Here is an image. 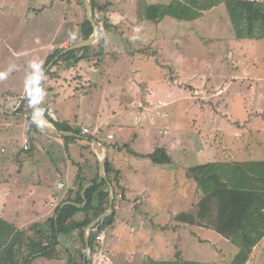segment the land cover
Returning a JSON list of instances; mask_svg holds the SVG:
<instances>
[{
    "label": "rangeland",
    "instance_id": "1",
    "mask_svg": "<svg viewBox=\"0 0 264 264\" xmlns=\"http://www.w3.org/2000/svg\"><path fill=\"white\" fill-rule=\"evenodd\" d=\"M96 1L106 9L97 11L96 22L108 36L103 57L108 67L103 71L101 60V67L94 74L99 80L105 76L104 81L113 88V95L105 100L103 115L111 116V126L103 134L108 143L119 146L121 155L117 158H129L131 163L139 164L140 171L133 174H138L140 184L149 186V192L138 195L133 207L125 204L124 210L119 207L122 201L118 198L116 222L101 233L104 241L93 257L90 252V260L92 264H144L150 260L218 264L225 249L215 244L218 237L198 228L199 221L198 226L190 225L178 221L177 216L182 212L196 216L202 200L197 182L188 176L189 168L220 158L264 160V141L257 136L258 130L264 135V40H237L224 5L194 22L166 17L153 24L141 18L142 7L170 4L172 0ZM82 3L0 0V92L15 85L16 95L35 72L37 67L33 64H39L46 49L66 46L76 36L81 38V26L87 16ZM106 23L112 26L110 30ZM98 52L95 48L91 57ZM59 68L58 63L51 72ZM83 68L85 76L92 69L88 65ZM43 72L40 68L38 76ZM38 76L31 77L32 93ZM83 84L81 92L88 89ZM29 95L22 105L14 96L18 108L15 114L28 119L33 116L29 111L33 95L32 101ZM89 98L82 109L77 100L72 101L75 105L69 104V109L67 105H62V109L71 115H79L81 109V115L86 113L94 119L97 110ZM136 113L144 118L137 126ZM120 122L128 125L120 127ZM110 133L115 135L114 140L109 139ZM126 144L141 154L165 147L172 164L154 165L150 160L137 163L138 157L129 154ZM1 149L8 152H0V158L10 159L7 163L14 165L12 145L0 140ZM55 152L56 158L63 156L55 149L50 157L55 158ZM5 196L1 190L0 202L6 200ZM144 205L146 209L141 212L140 206ZM6 212L13 213L11 209ZM78 234L61 237L58 250L68 248L69 255L61 253L55 260L39 258L33 264H68L69 256L71 264L80 262V254L75 252ZM200 237L211 242L199 241ZM224 256L226 262L230 261L227 253ZM257 261L264 264V253Z\"/></svg>",
    "mask_w": 264,
    "mask_h": 264
},
{
    "label": "trees",
    "instance_id": "2",
    "mask_svg": "<svg viewBox=\"0 0 264 264\" xmlns=\"http://www.w3.org/2000/svg\"><path fill=\"white\" fill-rule=\"evenodd\" d=\"M221 5L227 9L237 40H264V0H172L170 4L143 6L141 18L153 24H159L166 17L178 21L194 22L202 18L206 12ZM91 7L95 19L97 11L106 10L96 0H91ZM105 27L110 30L112 26L106 23ZM81 32L80 39L82 40H88L94 33V28L87 16L81 26ZM80 39H72V45L80 42ZM92 49L93 47H86L63 55L55 65L71 59L79 63L87 58ZM99 49L101 50L99 57L105 56V42L101 43ZM61 52L62 50H58L49 56L45 68ZM81 52L85 55L78 57ZM50 74H52L51 70L48 71V75ZM42 89L43 84L39 90ZM30 99L32 101V93H30ZM29 111L32 114L31 103ZM32 117L29 118L35 127ZM50 120L59 130L71 131L68 125ZM64 138L68 139V137ZM69 139L72 138L69 137ZM125 147L129 148L130 155L150 159L154 165L172 164V158L165 147H157L149 154L131 151L129 145ZM106 173L109 182L114 187V213L92 229L89 242L92 257L97 252L100 234L116 222L118 198L121 197V201L126 200V189L121 185L119 172L115 173L112 170L109 161L106 164ZM188 176L197 182L199 189L203 192V198L198 204L199 210L196 216L183 212L177 216L178 221L197 226L199 221L200 226L213 229L230 239L239 248L230 264H248L254 249L264 239V161L198 165L188 169ZM80 179L81 177L78 176L76 180V184L79 185L77 194L75 193L76 198L72 197L74 193L71 192L69 203L64 207H59L53 218L43 226L34 225L29 231L19 230L0 216V264H33L39 258L55 260L60 257L61 253L69 255L68 248L65 251L58 250L62 245L61 237H65L67 233L72 235L77 232L79 233V246L76 247L75 252L80 254L81 261H77L76 264H92V260H88L86 254L85 234L88 226L109 210L110 191L108 182L104 180L97 178L90 187L85 189L83 182L78 184ZM85 202L84 207L77 206H83ZM69 257L68 264H71V256ZM144 264L202 263L185 260L171 262L150 260Z\"/></svg>",
    "mask_w": 264,
    "mask_h": 264
},
{
    "label": "crops",
    "instance_id": "3",
    "mask_svg": "<svg viewBox=\"0 0 264 264\" xmlns=\"http://www.w3.org/2000/svg\"><path fill=\"white\" fill-rule=\"evenodd\" d=\"M76 37H73L72 39ZM107 39V34H104V40L102 42H105V45L108 41ZM101 43L92 46V51L95 48H98L99 50L96 57H91L89 52L87 58L81 60L79 63H75L73 59L62 61L59 63L60 68L57 69V71L52 72L50 75H48L47 72L45 76H43V73L48 67L45 68V65L49 56L53 55L58 50H62L63 52L68 49L70 44L72 46V42L68 41L66 44L67 47L61 45L57 47L55 46V49L53 47L46 49L38 64V68H36L35 72L30 75L28 80H26L25 85H22L21 88L17 90L16 95L13 94L16 89L15 85L4 87L5 89L2 88L3 91L0 92V140L12 145L13 151H11V154H13L15 161L14 165H10L7 163L10 159L6 160L5 158H0V191L2 190L6 195L4 198L6 200L0 202V216L9 223L15 225L19 230H25L26 228H30L37 224H46L47 221L53 218L59 207H64L69 203L68 199L69 195L71 196L72 194L71 192L74 193L72 194V197L76 198L79 187V185L76 184L78 176L81 177L78 184L83 182L85 184V189L90 187L93 184V181L97 178L101 180L100 166L105 150L100 143L105 144L109 148L107 161L110 162L112 170L115 173L119 172L121 185L126 189V200L122 201V204L120 203L119 207L123 210L125 209V204L133 207V203L138 202L136 201L139 198L138 195H146L149 192V186L147 184L146 186L144 183L140 184V182H138L140 179L138 174H133L137 170L140 171L139 169L141 168H139V164L131 163L129 158H117L119 157V154L121 155L119 146L116 144L112 146L106 141V137L103 134L104 130H106L105 128L111 126V116L104 118L103 115L106 112L105 100L109 99L113 93V88L107 84L108 82L106 83L104 81L105 76H102L99 80V77L94 74L98 72V68L101 67L99 64L101 63V60L102 63H104L103 71L106 72V68L108 67L107 60L103 59L107 52L104 51L105 56L99 57L101 53L99 46ZM84 55L85 54L81 52L78 57ZM87 65L89 67L91 66L92 69L89 71L88 75L86 74L85 76L83 74V67H87ZM53 67L54 66H52L49 71H52ZM40 68H42L44 72L38 76V70ZM35 75L38 76L37 82L39 78L43 76L42 82L40 83V86L43 84V89L39 90L40 86L38 89L39 102L43 112L47 114L46 116L48 118L53 119L59 124L67 125L68 123L70 125L68 127L71 128L70 132L76 134V136H63L51 132L38 126L35 122L34 124L36 126L34 127L31 120L28 119V116L25 115V118V116H21V114H15L18 108H15L16 99L14 96H17L19 105H22V102L24 103L27 99V95H29V92L31 91V77ZM262 80L264 81V79ZM83 83H85L84 87H87L88 89L83 88V92H81L80 88L84 85ZM66 88H68L67 91ZM89 97L93 100V105L96 106L97 110L94 119H91L86 113L81 115V105H85L87 103L86 99ZM95 99L97 102L94 101ZM73 100H77L76 104H79V108H81L79 115H71L62 109V105H67L68 109L69 104L70 106L75 105L72 103ZM54 107H56V109H54ZM80 118H82V120ZM143 119L144 118L141 117L140 113H136L135 125H141ZM127 125L122 122L118 124L120 127ZM84 128L90 129L91 133L88 135L83 134ZM140 128L142 129V127ZM150 129L147 131L149 134L152 133ZM110 135L113 134L110 133L108 136ZM113 136L115 139V135ZM257 136L264 141V135L261 136L259 130L257 131ZM64 137H68V139ZM69 137L72 139H69ZM25 140H28L30 143V150L28 151L23 149ZM55 149L58 150V153L62 152L63 156L61 158H56V152L55 155H53L55 158L50 157L51 152H54ZM4 150L5 149H1L0 152L2 154L8 152H4ZM245 159L246 158L225 160L220 158V160L213 161V163L233 164L236 162L249 163L261 161L259 159L256 160L257 158L249 161H244ZM137 160L145 161L150 159L137 158L136 161ZM150 162L152 163L151 160ZM137 163L139 162L137 161ZM115 173L113 174L114 176ZM200 193V197L203 198V192L201 191ZM8 204L10 205L8 206ZM85 205L86 202L83 206H77L84 207ZM9 209H11L13 213L8 215L6 211ZM144 209H146L145 205L142 207L140 206L141 212L144 211ZM22 211L24 213H22ZM26 212L28 215L25 214ZM198 228L202 231L207 230L209 233L216 235L219 242H215V244L224 246L221 248H225L224 250L226 251L223 250L222 257L218 264L231 263L238 253L239 248L234 245L230 239H227L213 229H208L202 226H199ZM198 240L211 242L209 239H204L202 237ZM225 253L229 256L228 260L230 261L228 262H226L227 259H225L226 256H224ZM263 253L264 239L254 249L250 259V261L253 262L252 264H259L257 258ZM200 263L205 264L203 262Z\"/></svg>",
    "mask_w": 264,
    "mask_h": 264
},
{
    "label": "water",
    "instance_id": "4",
    "mask_svg": "<svg viewBox=\"0 0 264 264\" xmlns=\"http://www.w3.org/2000/svg\"><path fill=\"white\" fill-rule=\"evenodd\" d=\"M83 1H84L85 9H86L87 19L89 20V22L92 24V26L94 28L93 35L88 40H83L81 42H78L77 44L72 45L70 48H68V49L64 50L63 52H61V54L58 55L53 60V62H51L48 65V67L46 68L45 72L43 73V76H45V74L49 71V69L52 66H54V64L63 55H66V54H68L70 52H73V51H76V50H79V49H83V48H86V47H92V46L98 45L104 40V33L101 32L100 27L97 24L96 19L93 16L92 7H91V0H83ZM43 76L39 78V80H38V82H37V84L35 86V89L33 91V120H34V117H35V120L39 122L40 127L45 128V129H47V130H49L51 132H54V133H57V134H61L63 136H76V134H74L72 132L59 130L57 128V126L46 116V114L41 109L40 102H39L38 89H39L40 83L42 82ZM100 145H102V148H104V150H105L104 156H103V158L101 160V166H100L101 181L104 180V181L108 182L109 190H110V208H109V210L107 212L103 213L96 220H94L88 226V228L86 230L85 239H86V244H87L88 260H90L89 242H90V234H91L92 229L97 224H99L102 220L106 219L107 217H110L114 213V207H113V204H114V187L109 182V179H108V176H107V173H106V164H107V160H108V156H109V148L103 143H100Z\"/></svg>",
    "mask_w": 264,
    "mask_h": 264
},
{
    "label": "built area",
    "instance_id": "5",
    "mask_svg": "<svg viewBox=\"0 0 264 264\" xmlns=\"http://www.w3.org/2000/svg\"><path fill=\"white\" fill-rule=\"evenodd\" d=\"M33 81H34V79H33ZM90 133H91V130H90V129H88V128H84V129H83V134L88 135V134H90ZM109 139H114V136H113V135H110V136H109ZM23 149H24L25 151L30 150V143H29L28 140H25V141H24ZM98 239H99V242L104 241V238L101 236V234H100V236H99Z\"/></svg>",
    "mask_w": 264,
    "mask_h": 264
},
{
    "label": "clouds",
    "instance_id": "6",
    "mask_svg": "<svg viewBox=\"0 0 264 264\" xmlns=\"http://www.w3.org/2000/svg\"><path fill=\"white\" fill-rule=\"evenodd\" d=\"M33 67H37L38 68V65L33 64ZM0 75H2V74H0ZM34 122H36L37 125L40 126L39 122L35 120V117H34Z\"/></svg>",
    "mask_w": 264,
    "mask_h": 264
}]
</instances>
